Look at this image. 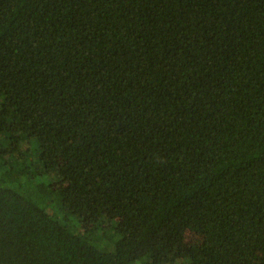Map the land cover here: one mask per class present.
<instances>
[{
  "label": "trees",
  "instance_id": "16d2710c",
  "mask_svg": "<svg viewBox=\"0 0 264 264\" xmlns=\"http://www.w3.org/2000/svg\"><path fill=\"white\" fill-rule=\"evenodd\" d=\"M0 264H264V0H0Z\"/></svg>",
  "mask_w": 264,
  "mask_h": 264
},
{
  "label": "rangeland",
  "instance_id": "374dc122",
  "mask_svg": "<svg viewBox=\"0 0 264 264\" xmlns=\"http://www.w3.org/2000/svg\"><path fill=\"white\" fill-rule=\"evenodd\" d=\"M30 146L32 148L35 147L34 143H30ZM3 159V157L1 158V160ZM50 177V175H48ZM45 180L49 181V179ZM49 182L50 183V189L48 191V193L44 194V196L42 198H45V200H50L52 199L53 201H57L58 203H60V198L58 197V192L60 190V187L64 184V182L62 180H58V179H51ZM87 222V221H86ZM86 225H90V223H86ZM191 235L190 233H186L185 238L182 239V241H180L179 245H180V249L184 250L185 249V245L186 242L189 241L191 239Z\"/></svg>",
  "mask_w": 264,
  "mask_h": 264
}]
</instances>
